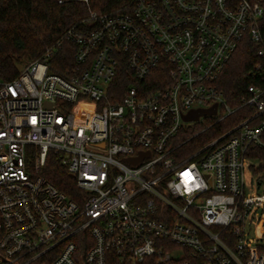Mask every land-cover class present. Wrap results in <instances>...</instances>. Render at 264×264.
I'll use <instances>...</instances> for the list:
<instances>
[{"label":"built area","instance_id":"2783aa9c","mask_svg":"<svg viewBox=\"0 0 264 264\" xmlns=\"http://www.w3.org/2000/svg\"><path fill=\"white\" fill-rule=\"evenodd\" d=\"M263 18L264 0H131L0 80V264H264V193L244 182L264 173ZM244 41L257 62L230 107L217 82ZM63 43L73 64L51 73ZM50 152L74 199L40 175Z\"/></svg>","mask_w":264,"mask_h":264},{"label":"trees","instance_id":"16d2710c","mask_svg":"<svg viewBox=\"0 0 264 264\" xmlns=\"http://www.w3.org/2000/svg\"><path fill=\"white\" fill-rule=\"evenodd\" d=\"M61 1V3H59ZM131 0H0V80L8 82L18 76L20 68L38 59L46 49L58 43L65 31L73 25L85 20L91 12L109 13L124 9ZM264 23V18H263ZM62 44L58 55L50 59L49 72L60 73L73 64L72 54L66 52ZM256 47L244 41L238 47L225 66L218 79V88L227 104L236 107L241 102L245 88L250 84L249 73L257 62ZM120 81L117 78L116 82ZM120 87V82L116 85ZM247 117L244 110H239L233 118L213 130L201 132L202 127H193L186 132L187 143L179 151V155H188L201 148L218 131L225 132L233 122ZM213 134V135H212ZM264 160V153L258 152ZM264 169V168H263ZM40 175L74 199L77 189L67 175L57 155L50 152Z\"/></svg>","mask_w":264,"mask_h":264},{"label":"rangeland","instance_id":"374dc122","mask_svg":"<svg viewBox=\"0 0 264 264\" xmlns=\"http://www.w3.org/2000/svg\"><path fill=\"white\" fill-rule=\"evenodd\" d=\"M207 122V118L200 119L198 125V128L205 127ZM244 182L247 190H251L252 192L262 194L264 193V173H255L253 174L250 170L245 169L244 172ZM254 230L257 231V234H254ZM251 239H262L261 242H264V225H261L259 227H255L253 225V230L250 234ZM260 241H257L256 243H261Z\"/></svg>","mask_w":264,"mask_h":264},{"label":"water","instance_id":"95a60500","mask_svg":"<svg viewBox=\"0 0 264 264\" xmlns=\"http://www.w3.org/2000/svg\"><path fill=\"white\" fill-rule=\"evenodd\" d=\"M215 113V107H213L210 110H196L191 111L188 113V115L183 117V120L185 122H196L201 116L204 115H213Z\"/></svg>","mask_w":264,"mask_h":264},{"label":"snow or ice","instance_id":"6c2138e0","mask_svg":"<svg viewBox=\"0 0 264 264\" xmlns=\"http://www.w3.org/2000/svg\"><path fill=\"white\" fill-rule=\"evenodd\" d=\"M185 175L187 176L188 174L186 173Z\"/></svg>","mask_w":264,"mask_h":264}]
</instances>
